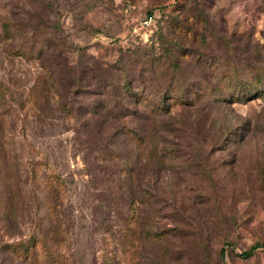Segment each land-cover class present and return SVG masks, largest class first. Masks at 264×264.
Masks as SVG:
<instances>
[{"label":"rangeland","instance_id":"obj_1","mask_svg":"<svg viewBox=\"0 0 264 264\" xmlns=\"http://www.w3.org/2000/svg\"><path fill=\"white\" fill-rule=\"evenodd\" d=\"M55 1L53 9L40 0H0V264H52L57 258L60 264H264V92L243 103L222 104L221 112L249 121L240 124L250 131L237 126L227 148L212 156L195 150L198 166L191 168L161 165L172 129L165 116L140 114L92 128L94 120L83 113L85 97L73 96L78 80L90 78L82 70L89 57L110 63L120 51H133L124 68L136 88L145 87L150 103L141 102L142 112L161 106L165 95L172 120L194 123L205 109L207 133H216L224 122H215L216 91L223 89L226 96L228 80L253 74L264 87V0ZM9 18L29 25L60 23L56 49L42 61L53 73L34 52L50 32L39 26V32L28 28L11 39L3 30ZM65 41L84 54L59 55ZM174 88L183 100L176 91L167 98ZM117 124L137 129L142 152L130 134L109 140ZM190 133L181 135L196 140ZM127 163L133 167L131 180L119 172ZM206 165L218 175L225 199L212 206L209 196H197L194 208L211 202L210 216L218 221L213 231L221 240L200 247L195 234L183 236L191 228L181 236L173 231L172 237L150 240L148 229L174 227L168 218L174 203L193 221L197 213L182 196L194 197L199 190L208 195ZM152 189L162 197H152ZM130 194L159 204L130 203ZM175 213L179 220L180 212ZM30 239L31 254L22 262L4 249Z\"/></svg>","mask_w":264,"mask_h":264},{"label":"trees","instance_id":"obj_2","mask_svg":"<svg viewBox=\"0 0 264 264\" xmlns=\"http://www.w3.org/2000/svg\"><path fill=\"white\" fill-rule=\"evenodd\" d=\"M44 1L45 0H40L42 4L50 8L52 7L53 9V5L57 4L55 0H50L48 3ZM51 11L53 10L51 9L49 13H51ZM25 13L27 14L26 16H32L28 12ZM39 26H41L43 30L50 32V37L46 39V42L34 52H36V57L41 60L40 62L44 65V67H46V69L50 73H53L52 68H47V65H45L42 61H47V59L49 58L48 56L51 53H54L53 48L56 49V44L53 41V39L55 38L54 36L62 35V29L58 21L53 22L52 25H45L44 21H39L35 25H29L26 22H21L17 19L9 18L6 19V21L3 23V30L8 37L13 39L15 35L20 33V31H26L28 28L32 33L35 31L39 32L40 29H37L39 28ZM59 49V55L63 57L65 56V58L66 56H70V54H77V52L80 55L84 54V49H76V46H72L66 41L61 44V48ZM55 55H57V53H55ZM134 57L135 53L133 51H120L119 58L110 63L99 62L94 57H89L88 61L86 60V62L83 63L86 65L85 67H82L83 72L88 71L89 73H91V75L89 79L82 81L81 84V80H78L76 87L81 88V91L77 88L73 96L80 95L85 97L83 113L85 114L87 119H90L88 121L94 120V123H91L93 124L92 128L99 126L96 123L102 124L103 121H107V123H110L108 122L109 120L118 122L120 124V122L125 120L126 118L130 117L131 119H134L137 116H140V114L147 116V118H161L162 116H165L169 121H171L169 123H171L172 129L169 134L170 141H168L166 145H163L161 154L159 156L161 165L164 166L168 164L173 167L177 165H185L188 168L198 166V164L193 161V157L194 155H196L195 150L200 155L205 154L206 156H212L214 152L225 150L227 148V137L230 134H235L237 126H241L243 129H245L246 134L250 131L249 127H243V125L240 124H248L249 121H246L244 119H235L231 116V113H229L228 110H222L223 112H221V107L222 104H232L235 102L243 103L262 95L264 92V87H262L261 85V78L259 77V75L253 74L247 77L245 80H228V85L226 86L228 88L227 90L229 91H227L226 96H223V92H225L223 91V89H219L218 91H216L217 95L215 94L213 96L214 99L212 100L213 104L214 102L218 103L215 110V122L219 121V119H223L224 122H222L218 126V130L216 133H211L210 135V133H207L210 126H206L204 123V120L205 122L209 120L208 118L210 116V113H207L205 109H202L201 115L198 114L201 118L198 117L197 121H195L194 123H189L187 121H183L182 119L174 121L172 120L174 115L170 112L168 104H166L167 99H165V95L160 98V101L163 103L161 106L158 107L153 105L152 107H150V111H141V102H144V104L146 105L150 103L146 99L145 87L142 86V88L140 89L136 88V85H134V78L129 73L127 68H124L126 62L131 61L132 59H134ZM114 72L117 73L116 79L113 74ZM237 89H239V91H237ZM174 91H176L178 95L180 94L176 88L169 91V93L167 91H165L164 93L171 94V96L167 98H173L172 95L175 94ZM193 93L197 95V92ZM220 93L221 95H219ZM180 95V98L183 100L184 96L182 95V93ZM201 96V100L205 99L204 94H202ZM194 104V100L190 102L188 101V105L193 106ZM75 108H77L76 111L78 113H80V109L82 110L80 105H76ZM119 124L115 125L114 131L110 133L109 140L114 143L117 141L116 138L118 136H126L130 134L134 139L136 147L142 152L143 145L141 141V134L137 131V129L127 127L124 124L119 126ZM183 124H186L184 129H182ZM190 125L191 127H189ZM192 125H195V128H193ZM192 130L194 131L193 133ZM185 131H191L192 134H195L196 140H192V137L186 139L184 136H182L181 132ZM241 135L243 136L245 135V133H242ZM199 138H201V141ZM193 141H195V143H193ZM211 141L214 142L208 147L207 145ZM112 154H114L115 157L121 156L119 152H113ZM177 158H181L183 159V161L174 164L173 161ZM119 172L124 173L125 176L131 180L133 178L132 164H125V166H122L120 168ZM205 174L208 175V182L211 183V185L209 184L210 192L207 195V192L204 193L205 191L199 190L197 192V195H195L194 197H186L184 193V196H182L184 202H189L186 204V207H188V205H191L189 208H194V205L197 203V196L205 198L206 200L209 196V199L212 201V206L214 203H221V200L225 199L222 186L220 185L221 183L218 180V175L214 173L213 167L206 165ZM153 176L155 178V181L158 182V179H160L159 174H154ZM168 179L172 180V177ZM173 184L178 185L176 180H174ZM152 191V197H162L161 195H159V191H155L153 189ZM241 194H246L247 199L253 198L248 191L242 190ZM132 197V194H130V203L139 202L141 204L147 205L150 202L149 204H159L158 199L156 201L154 199H148L147 195H144V197ZM171 200L173 201L174 199ZM174 209L175 210L171 214L172 216L168 217L169 219H173L174 227L164 228L162 230H158V228L152 230L148 229L146 231V235L150 238V240L172 237L174 236L175 231H177V234L181 236L180 233L185 230V228H191L192 232H189L188 234L183 236L195 234V238L197 239L200 247H203L204 243H216L221 240L222 237H220V235H215V232L213 231V228L218 221L210 216V211L212 209L211 202L208 203L207 201L206 203H204V206L202 208H197L195 206V208L192 209L195 211V213H197V215L195 214L193 221H191L190 216L186 215L187 213L185 214L184 207L174 203ZM175 212H180L181 217L179 220L175 218ZM213 212L214 211L212 210V213ZM214 215L217 216V214ZM32 243L33 239H30L28 243L24 244L21 242H19L18 244L7 243L4 245V249L9 253L13 260L22 262L23 260L28 259V257L30 256ZM252 249L253 248H251L245 254H248ZM221 256L222 252L219 253V257ZM60 263L61 259L58 258L54 259L52 262V264Z\"/></svg>","mask_w":264,"mask_h":264}]
</instances>
